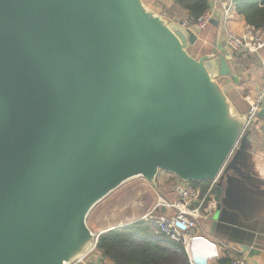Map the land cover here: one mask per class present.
Segmentation results:
<instances>
[{
  "label": "water",
  "instance_id": "obj_1",
  "mask_svg": "<svg viewBox=\"0 0 264 264\" xmlns=\"http://www.w3.org/2000/svg\"><path fill=\"white\" fill-rule=\"evenodd\" d=\"M197 41L143 0H0V264L88 257L91 211L132 179L157 188L160 172L217 180L222 222L247 118L220 86L238 83L233 56L196 59ZM207 242L187 245L193 264L217 256Z\"/></svg>",
  "mask_w": 264,
  "mask_h": 264
},
{
  "label": "crops",
  "instance_id": "obj_2",
  "mask_svg": "<svg viewBox=\"0 0 264 264\" xmlns=\"http://www.w3.org/2000/svg\"><path fill=\"white\" fill-rule=\"evenodd\" d=\"M150 2L153 5L147 3L146 6L148 5L147 7L155 13L163 15L171 23L188 20V13L179 8L176 10L179 17L176 19L169 18L167 13H164L166 9H173L172 3L168 0H150ZM224 2L225 0H210V9L208 10L211 15L210 25L202 32H194L198 37L196 44L200 43L203 48H207L209 44L208 39L203 38L204 35L212 32L216 35L211 49L203 56L213 54L214 49H217L219 54H228L224 50ZM247 26L243 16L236 12L232 14L229 29L233 34L241 35ZM232 56L238 83L230 77H224L220 79V86L233 108L241 116L247 118L250 108L249 101L258 94L263 84L264 51L261 57L257 56L260 62L255 57ZM263 109L264 104L257 119L246 130L248 137L240 140L233 152L230 159L233 168H229L222 175V210L220 215L222 222H219L215 227H212L210 221L202 223L193 234V237L203 238L215 245L218 257L227 256L233 259L244 256L247 258L248 264H264V133L262 130L264 117L260 116ZM174 176L169 174L167 179L160 182V175H158V187H161L162 192H156L150 201H140L137 196L131 194L133 190L125 191L124 194L120 195L119 202L123 204V209H129L130 212L125 222H121L116 227L156 216L157 210L160 211L158 215H174L175 210L173 208L165 207L162 204V200L172 203L179 198V189L183 182ZM214 197L216 198V191ZM215 213L216 211L214 215ZM102 218L103 216L99 213L96 215V226L92 228V231L99 234L116 228L111 227L102 230L108 225V222L113 223L112 219H107V222L102 225L100 224ZM93 254L84 258L80 263L97 264L98 262L101 264L100 254L96 251Z\"/></svg>",
  "mask_w": 264,
  "mask_h": 264
},
{
  "label": "trees",
  "instance_id": "obj_3",
  "mask_svg": "<svg viewBox=\"0 0 264 264\" xmlns=\"http://www.w3.org/2000/svg\"><path fill=\"white\" fill-rule=\"evenodd\" d=\"M168 1L172 3L173 9H166L164 13H167L171 19L179 17L176 12L179 8L188 13V20L197 22L210 9V0ZM233 2L235 12L244 17L249 27L264 30V0H233ZM247 56L257 59L255 55ZM190 183L202 188L204 192L209 185L208 181ZM159 212L157 210L155 214L158 215ZM95 251L102 258L101 264H193L184 243L162 232L157 221L152 217L103 232ZM212 260L215 264H230L232 261L227 256L214 257Z\"/></svg>",
  "mask_w": 264,
  "mask_h": 264
},
{
  "label": "built area",
  "instance_id": "obj_4",
  "mask_svg": "<svg viewBox=\"0 0 264 264\" xmlns=\"http://www.w3.org/2000/svg\"><path fill=\"white\" fill-rule=\"evenodd\" d=\"M223 11L225 52L231 55H256L261 57L264 51V30H255L247 26L241 35H235L229 29L231 16L235 12L233 0H225ZM210 22L211 15L207 12L197 22L190 20L184 21V27L190 29L192 32L198 33L204 31L210 25ZM249 102L250 108L247 115V128L257 119L264 104V78L260 91ZM217 183V180L209 182L205 192L202 188L195 187L190 182L183 183L181 191L179 192V198L176 201L167 203L162 200V204L165 207H171L175 210L174 215H154L152 218L157 221L162 232L175 240L182 241L186 248L188 245L187 238L191 240L199 239V237H193L195 230L199 228L200 224L211 221L217 209V202L214 197ZM178 225H182L184 229ZM83 259L74 264H79ZM230 264H248V261L246 257L239 256L233 258Z\"/></svg>",
  "mask_w": 264,
  "mask_h": 264
},
{
  "label": "rangeland",
  "instance_id": "obj_5",
  "mask_svg": "<svg viewBox=\"0 0 264 264\" xmlns=\"http://www.w3.org/2000/svg\"><path fill=\"white\" fill-rule=\"evenodd\" d=\"M143 1H144L145 5L147 3L150 5H153L150 2V0H143ZM156 8H158V7H156ZM203 38L208 39L209 44H208L207 48L201 47L200 43H198L189 50L190 55L196 59L201 58L206 52H209V50L212 47L213 41L216 38V35L213 32L212 33H206V35H204ZM159 175H160V177H159L160 182H163L165 179H167L169 174H167L166 172H160ZM157 184H158V180H157ZM129 190L130 191L133 190V191H131V194H133V196H137L140 201L145 202V201H150L156 192L159 193V191H161V187H158V186H157V188L153 187L144 178H135V179L128 181L121 188H119L118 190H116L115 192L110 194L106 199H104L101 203H99L91 211V213L88 217L89 227L91 229L95 228V226H96L95 217L98 213L103 216V218L100 220V224H102V225L106 223V220L108 218L113 220V223L106 225V227H104L102 230H105L107 228L109 229L113 225H114L113 227H116L121 222H125V220L129 216L130 211H129V209L128 210L123 209V207H122L123 204H121L119 202V197H120V195L124 194L125 191H129ZM164 191H165V189H164ZM101 210H103V211L100 213ZM105 216H106V218H105ZM191 241L192 240L189 239V243H188L189 248L191 247ZM92 255H94V254L92 253ZM216 257L218 258V256H216ZM80 264H83V263H80ZM87 264H89V263H87ZM97 264H98V262H97ZM209 264H215V263L213 262L212 259H210Z\"/></svg>",
  "mask_w": 264,
  "mask_h": 264
},
{
  "label": "bare ground",
  "instance_id": "obj_6",
  "mask_svg": "<svg viewBox=\"0 0 264 264\" xmlns=\"http://www.w3.org/2000/svg\"><path fill=\"white\" fill-rule=\"evenodd\" d=\"M146 191V190H145ZM138 194V193H137ZM113 208V207H112ZM135 211V210H134ZM106 212V211H105ZM139 214V213H138ZM105 218H106V216H105ZM109 219V218H108ZM115 219V218H114ZM117 219V218H116ZM124 220V219H123ZM107 222V221H106ZM108 224H110L109 222H108ZM117 224V223H116ZM114 226V225H113ZM112 226V227H113ZM116 226V225H115ZM118 226H119V224H118ZM108 229V228H107ZM104 232H106V231H104ZM103 233V232H102ZM101 233V234H102ZM190 239V238H189ZM189 239L187 238V243H189ZM202 242H204V240H202ZM202 242H200V246H199V249L197 250L198 252V254H201V253H205L206 251V248H204V246H203V244H202ZM205 243V242H204Z\"/></svg>",
  "mask_w": 264,
  "mask_h": 264
}]
</instances>
